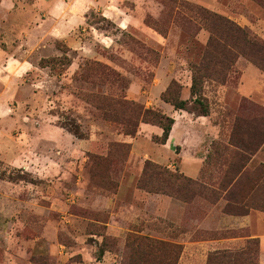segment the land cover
Masks as SVG:
<instances>
[{
	"label": "rangeland",
	"instance_id": "374dc122",
	"mask_svg": "<svg viewBox=\"0 0 264 264\" xmlns=\"http://www.w3.org/2000/svg\"><path fill=\"white\" fill-rule=\"evenodd\" d=\"M115 3L122 9L119 23L104 16L101 6L91 7L75 31L78 42L43 38L24 52L33 66L26 75L13 81L0 77V264H124L130 235L178 244L180 257L187 239L247 233L217 229L222 197L186 202L169 196L174 202L169 206L158 197L168 195L149 193L137 181L147 160L187 176L179 163L195 154L204 157L196 178L215 187L228 180L229 159L237 161L238 152L230 144L234 123L242 124L241 133L249 132L251 119L264 116V103L246 95L243 86L248 68L257 67L239 55L224 81L206 80V115L192 103L175 109L162 93L175 81L180 97L190 98L191 66L200 61L209 36L208 11L264 40V5L258 0ZM4 10L0 24L6 28L18 17ZM5 30L0 29V51L26 39L25 31ZM123 100L176 117L175 143L155 142L162 129L143 122L125 135L124 108L116 104ZM215 131L218 139L212 138ZM255 155L246 166L249 176L238 179L233 191L250 205H264V184L251 198V167L264 163V143ZM251 239L237 251L242 264H258V244Z\"/></svg>",
	"mask_w": 264,
	"mask_h": 264
},
{
	"label": "trees",
	"instance_id": "16d2710c",
	"mask_svg": "<svg viewBox=\"0 0 264 264\" xmlns=\"http://www.w3.org/2000/svg\"><path fill=\"white\" fill-rule=\"evenodd\" d=\"M264 5V0H258ZM205 28L209 32L208 39L204 45L201 59L191 66V83L189 99L180 97L178 84L173 81L162 93V99L169 102L175 109H187L188 104L201 106L200 113L206 115L208 108L203 97V84L206 80H225V76L235 64L237 57L243 56L264 72V40L254 33H249L245 28L237 24L230 18L208 11L204 18ZM178 87V88H177ZM110 102V101H109ZM122 108L121 123L122 132L125 135H133L138 123H149L159 126L162 129L161 135L154 136L157 143L164 144L169 136L174 119L152 108H143L132 101H118ZM193 106V107H194ZM254 124V125H253ZM246 125V123H243ZM242 124L234 123L230 144L238 149L237 161L229 159L230 177L226 182L220 180L218 189L224 190L221 196L220 190L215 189L213 183L206 182L203 176L194 179L181 173L173 172L165 166L146 161L142 168L141 175L137 181V187L147 192L162 193L168 196L177 197L186 202L201 197L205 200L217 201L220 197L226 203L222 207V212L229 215H244L250 209L264 211V205H255L244 201L245 195L234 193V188L238 187V179L248 177L247 163L264 143V116L259 119H251L249 132L241 133ZM244 134V135H243ZM244 136L245 139H241ZM114 145V144H113ZM125 148V144H115ZM242 163H239L241 162ZM228 171H225V175ZM224 176V174H223ZM264 184V163L251 167V198L254 197L256 189H260ZM252 202V201H251ZM252 242L258 244L257 238H252ZM130 253L124 264H176L179 258L180 245L163 241L149 236L130 235L127 239ZM179 249V251H178ZM173 254V256H172ZM242 253L229 251H216L209 254L207 264H242ZM247 259V258H246ZM252 262V261H251Z\"/></svg>",
	"mask_w": 264,
	"mask_h": 264
},
{
	"label": "crops",
	"instance_id": "0c3cea01",
	"mask_svg": "<svg viewBox=\"0 0 264 264\" xmlns=\"http://www.w3.org/2000/svg\"><path fill=\"white\" fill-rule=\"evenodd\" d=\"M115 2L116 0H30L21 3L16 0H0V11L12 9L18 17L13 22L14 24L9 27L4 28L6 25L3 27L0 24V29L8 30L12 27L19 30V35L21 31H25L24 35L26 36V39L16 41L15 44L11 45L14 48L13 50L5 51L2 49L0 51V71H3L2 76L0 73V77H9L13 81L21 79L26 75L33 66L31 59L26 57V55L24 56V52L30 50L43 38L63 40L67 45L71 46L78 42L75 31L84 23L85 13L91 7L101 6L104 16H109L119 23L123 20L120 15L122 9ZM61 4H63V7L60 6ZM2 6L6 8H2ZM20 15H22L21 20ZM30 19H33L34 22L28 25L23 23ZM17 47H21L20 50ZM248 71L243 77V86L247 84L244 86L247 90L246 95L264 103V73L253 67L248 68ZM173 119V126L169 132L167 141L162 144L163 147L175 143V126L178 120H176V117ZM211 128L214 130L216 125L211 126ZM218 137L219 134L215 131L212 138L218 139ZM191 158L189 161L181 160L179 168L187 176L197 179L196 177L199 176L204 157L195 154ZM186 161L189 164H185ZM158 197L165 204L168 203L169 206L174 204L169 196ZM217 226V229L223 230L246 229L245 231L247 233L217 235L204 239H187L182 243V251L177 264H206L209 253L216 251L237 252L251 238H257L258 264H264V211L249 210L244 215H229L223 213L217 220Z\"/></svg>",
	"mask_w": 264,
	"mask_h": 264
}]
</instances>
